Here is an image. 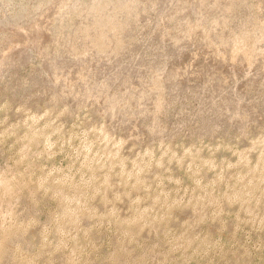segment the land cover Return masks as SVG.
Listing matches in <instances>:
<instances>
[{
  "label": "rangeland",
  "instance_id": "rangeland-1",
  "mask_svg": "<svg viewBox=\"0 0 264 264\" xmlns=\"http://www.w3.org/2000/svg\"><path fill=\"white\" fill-rule=\"evenodd\" d=\"M96 1L0 0V264H264V0Z\"/></svg>",
  "mask_w": 264,
  "mask_h": 264
},
{
  "label": "bare ground",
  "instance_id": "bare-ground-1",
  "mask_svg": "<svg viewBox=\"0 0 264 264\" xmlns=\"http://www.w3.org/2000/svg\"><path fill=\"white\" fill-rule=\"evenodd\" d=\"M94 1V0H93ZM108 1H110V0H108ZM108 1H106V3L108 2ZM116 1V0H115ZM114 1V2H115ZM138 0H121L120 2L119 1H116V2H119V3H114V8L117 6V8L121 11V10H123V9H127L128 7H129V5H131V3H134V2H137ZM104 2V1H103ZM112 2V1H111ZM88 3V2H87ZM105 3V2H104ZM109 3V2H108ZM107 3V4H108ZM80 4H82V3H80ZM107 4L106 5H103L102 4V1H96L95 0V2H90V3H88V6L82 11L83 13H86V15L87 14H90V15H92V13H95L94 15H96V12L97 13H99V11H103L102 9H104L105 7L104 6H107ZM110 4V3H109ZM137 4V3H136ZM77 5H78V3H77ZM135 5V4H134ZM79 6V5H78ZM108 7H109V5H108ZM131 7V6H130ZM136 7V6H135ZM83 8H84V6H83ZM110 8V7H109ZM112 8H113V5H112ZM114 8L112 9V12L114 11ZM115 10H117V9H115ZM128 10V9H127ZM129 10H131V9H129ZM100 12V13H101ZM104 12V11H103ZM110 12V11H109ZM116 12V11H115ZM119 12V11H118ZM80 14H82L81 12H79ZM114 14V13H113ZM113 14H106L105 13V15H103V13L100 15V17L98 18V20H94L93 19V22H91V25L90 26H88L86 29H83L84 31L86 30L87 31V36H88V38H89V45L90 44H92L93 46H96L97 48H98V50L100 51V52H106V51H108L109 50V48L111 47V45L113 44V41H111L113 38H111L110 36H111V33H112V29H113V27L112 28H108L107 29V24H108V22H109V24L111 23V21L114 19V16H113ZM115 14H118V13H115ZM94 15H93V17H94ZM98 15V14H97ZM95 17H97V16H95ZM118 18V17H117ZM114 21V20H113ZM115 21H116V19H115ZM117 21H119L118 19H117ZM120 23V22H119ZM115 24V23H114ZM117 24V23H116ZM122 24V23H121ZM118 25V24H117ZM120 25V24H119ZM110 26V25H109ZM101 28H102V30H101ZM115 28H116V26L114 25V30H115ZM61 29H63V28H61ZM86 33V32H85ZM87 38V37H86ZM87 38V39H88ZM111 38V39H110ZM118 39V38H117ZM120 39H121V42L122 43H124V40H123V38L121 37V34H120V38H119V42H120ZM118 41V40H117ZM116 42V41H115ZM114 42V43H115ZM121 44V43H120ZM115 46V45H114ZM119 46H121V45H119ZM118 47V46H117ZM91 90V89H90ZM112 96V95H111ZM128 97V96H127ZM109 98V97H108ZM114 98V97H113ZM118 100V99H117ZM51 103V102H50ZM108 103H109V105H114V104H116L117 103V101H116V99H109L108 100ZM159 104V103H158ZM112 108V107H111ZM16 162V161H15ZM10 169V168H9ZM10 180V179H9ZM4 181V180H3ZM2 181V182H3ZM11 181V180H10ZM5 182V181H4ZM8 183H9V181H8ZM8 183L6 182L5 184L6 185H8ZM0 184H2V183H0ZM93 185V184H92ZM8 187H9V185H8ZM10 188V187H9ZM11 189V188H10ZM4 192H5V190H4ZM3 192V193H4ZM9 192H10V190H9ZM2 193V194H3ZM14 193V192H13ZM12 197H13V194H11V193H9V194H3V195H1L0 194V199L2 200L3 198H8V200H9V198H11L12 199ZM14 197H15V195H14ZM18 197V196H17ZM16 198V197H15ZM14 198V199H15ZM17 199V198H16ZM3 202V201H2ZM2 202H0V203H2ZM12 206V205H11ZM12 208V207H11ZM74 212V211H73ZM8 214V213H7ZM69 215V214H68ZM65 218V217H64ZM3 226V225H2ZM10 228V227H9ZM3 229V228H2ZM6 231H9L8 229L6 230ZM10 233L9 234H11V231H9ZM4 233V232H3ZM6 233V232H5ZM9 234H7V237H10V235ZM13 234V233H12ZM4 235V234H3ZM14 235V234H13ZM12 236V235H11ZM6 236L5 237H3L2 239H4V238H7ZM12 238H13V236H12ZM11 239V238H10ZM1 240V239H0ZM7 239H5V241H6ZM1 243H2V247H3V241L1 240L0 241ZM8 242V241H7ZM0 246V247H1ZM1 250V249H0ZM1 262V261H0Z\"/></svg>",
  "mask_w": 264,
  "mask_h": 264
}]
</instances>
